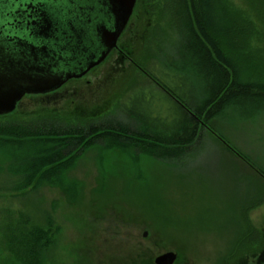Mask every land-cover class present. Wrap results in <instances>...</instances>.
<instances>
[{"label":"rangeland","instance_id":"374dc122","mask_svg":"<svg viewBox=\"0 0 264 264\" xmlns=\"http://www.w3.org/2000/svg\"><path fill=\"white\" fill-rule=\"evenodd\" d=\"M226 1L249 22L237 43L264 74V0ZM137 3V17L102 66L55 93L24 97L0 122L52 115L82 127L149 118L161 131L176 129L180 108L148 75L198 105L209 90L205 73L187 67L181 1ZM201 126L187 157L87 151L59 183L0 194V264L11 261L4 231L22 220L58 230L47 264H155L171 251L176 264H264V177L251 165L264 171V98L226 102Z\"/></svg>","mask_w":264,"mask_h":264},{"label":"trees","instance_id":"16d2710c","mask_svg":"<svg viewBox=\"0 0 264 264\" xmlns=\"http://www.w3.org/2000/svg\"><path fill=\"white\" fill-rule=\"evenodd\" d=\"M180 1V36L187 67L190 64L196 72L205 73L209 90L196 105L191 97L187 101L163 83L157 73L158 78L148 76L178 105L182 123L161 131L149 124V118L137 124L106 119L82 127L67 125L52 115L29 122H0V194L25 193L59 183L87 151L130 155L137 150L163 160L187 157L201 136V125L209 126L226 102L239 97L264 98V74L252 67L237 43L249 22L231 13L226 0ZM30 223L22 220L5 229L2 245L11 258L5 264L48 263L58 230L52 224L46 229Z\"/></svg>","mask_w":264,"mask_h":264},{"label":"water","instance_id":"95a60500","mask_svg":"<svg viewBox=\"0 0 264 264\" xmlns=\"http://www.w3.org/2000/svg\"><path fill=\"white\" fill-rule=\"evenodd\" d=\"M20 2L36 8L31 19L39 24L12 29L18 44L0 42V116L15 111L27 95L57 92L101 66L118 48L136 6V0H0V25ZM177 260L171 251L155 264Z\"/></svg>","mask_w":264,"mask_h":264},{"label":"flooded vegetation","instance_id":"af4514ba","mask_svg":"<svg viewBox=\"0 0 264 264\" xmlns=\"http://www.w3.org/2000/svg\"><path fill=\"white\" fill-rule=\"evenodd\" d=\"M137 2H138V0H136V6H135L134 12L132 14L133 16H132L129 24L127 25L126 31L129 29V26L131 25V23H133L134 19L137 17L136 14H137L138 7H139ZM28 4L29 3H23L22 4V2H20L18 4V7H17L16 11H13V12L7 11L6 12V18L8 19V21H7L6 24L0 25V38H2V39H0V42L1 43H4L5 42L7 44V46L8 45H12V43L13 44H18L19 42H21V39L20 38L18 39V37L14 35L15 32H12V29L13 30H16V31L19 30V29L25 30L26 28H29L31 24L32 25H38L39 24L36 19H31L33 17V14L35 12H37V11H35L36 8L33 7L32 4H30V5H28ZM126 31L120 37V40L126 34ZM120 40H119V42H120ZM119 42H118V48L115 49L114 52L115 51H118V49H119ZM80 79H83V78H80ZM80 79H72V80H79L80 81ZM72 80H70V81H72ZM70 81H68V83ZM27 96H32V95H27ZM27 96H25V97H27ZM249 164H251V163H249ZM251 165L253 166V170L255 169V171H257V173L259 174V176L263 179L264 174H261L259 172V169L258 168H255L253 164H251Z\"/></svg>","mask_w":264,"mask_h":264}]
</instances>
